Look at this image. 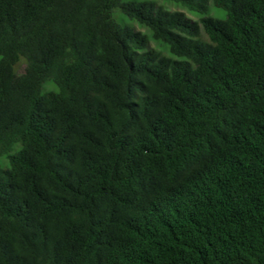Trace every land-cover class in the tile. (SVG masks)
<instances>
[{
    "label": "trees",
    "instance_id": "1",
    "mask_svg": "<svg viewBox=\"0 0 264 264\" xmlns=\"http://www.w3.org/2000/svg\"><path fill=\"white\" fill-rule=\"evenodd\" d=\"M173 1L0 0V264H264V0Z\"/></svg>",
    "mask_w": 264,
    "mask_h": 264
},
{
    "label": "rangeland",
    "instance_id": "2",
    "mask_svg": "<svg viewBox=\"0 0 264 264\" xmlns=\"http://www.w3.org/2000/svg\"><path fill=\"white\" fill-rule=\"evenodd\" d=\"M125 1H129V0H125ZM139 1H143V0H139ZM154 1H156L158 4L162 5L164 8L169 9L171 11H177V10L184 11V12H186V14L189 17H191L195 20H198L203 16L202 14H199L198 12L189 11L184 6H182L181 4H179L173 0H154ZM206 15H215V16L220 17V18L225 17V13L222 10L217 9V8H212V10L209 12V14H206ZM114 17L121 24H128V25L135 27L137 30H141L143 32H149L145 26H142L137 21L130 19L119 8H116L114 10ZM150 44L152 47H155V48L161 50L164 54L173 56V54L170 52L168 46L157 42L153 38H151ZM21 66L23 67L24 65L21 64L20 68H22ZM52 87L53 86L51 84L47 85V89L52 88Z\"/></svg>",
    "mask_w": 264,
    "mask_h": 264
}]
</instances>
